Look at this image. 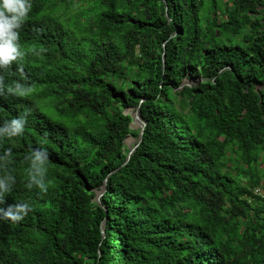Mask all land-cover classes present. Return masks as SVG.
I'll return each instance as SVG.
<instances>
[{
    "label": "trees",
    "instance_id": "trees-1",
    "mask_svg": "<svg viewBox=\"0 0 264 264\" xmlns=\"http://www.w3.org/2000/svg\"><path fill=\"white\" fill-rule=\"evenodd\" d=\"M25 3L0 264H264V0Z\"/></svg>",
    "mask_w": 264,
    "mask_h": 264
},
{
    "label": "clouds",
    "instance_id": "clouds-1",
    "mask_svg": "<svg viewBox=\"0 0 264 264\" xmlns=\"http://www.w3.org/2000/svg\"><path fill=\"white\" fill-rule=\"evenodd\" d=\"M28 7L25 0H0V66L7 65L21 55L18 52L17 34L12 29L19 26L22 17L26 14ZM13 132H20L23 128V121L14 119L10 122ZM39 161V155L36 156ZM42 188L43 185L41 184Z\"/></svg>",
    "mask_w": 264,
    "mask_h": 264
},
{
    "label": "water",
    "instance_id": "water-1",
    "mask_svg": "<svg viewBox=\"0 0 264 264\" xmlns=\"http://www.w3.org/2000/svg\"><path fill=\"white\" fill-rule=\"evenodd\" d=\"M163 1H166V0H163ZM186 84H188V83H186ZM124 112L129 113L130 116L132 117V121L130 123V128L135 129V127L138 126V128L140 129L139 134H138V140L132 146H128V145L126 146L129 150L127 153V157H126V160H128V158L130 157V155L132 154V152L135 150V148L137 147V145L139 144V142L142 139V132H143V128L145 126V121L143 120V118L140 115V107L139 106H137L136 109L133 111L131 109H126ZM127 138H128V135L124 139V143H126ZM105 189H106V187L104 186L103 191H105ZM101 194L102 193H98L96 198L98 199L99 196H101Z\"/></svg>",
    "mask_w": 264,
    "mask_h": 264
},
{
    "label": "rangeland",
    "instance_id": "rangeland-1",
    "mask_svg": "<svg viewBox=\"0 0 264 264\" xmlns=\"http://www.w3.org/2000/svg\"><path fill=\"white\" fill-rule=\"evenodd\" d=\"M188 84H193L194 83V79H187V80H185ZM138 128V126H136L135 127V129H137ZM128 141L125 143L126 144V146L128 145V146H132L136 141H137V137L136 136H133V135H128ZM103 192V190H98L97 191V194L98 193H102ZM102 195V194H101ZM101 196H99V198H100Z\"/></svg>",
    "mask_w": 264,
    "mask_h": 264
},
{
    "label": "built area",
    "instance_id": "built-area-1",
    "mask_svg": "<svg viewBox=\"0 0 264 264\" xmlns=\"http://www.w3.org/2000/svg\"><path fill=\"white\" fill-rule=\"evenodd\" d=\"M254 193L264 197V190H262V189H260L258 187L254 189Z\"/></svg>",
    "mask_w": 264,
    "mask_h": 264
}]
</instances>
